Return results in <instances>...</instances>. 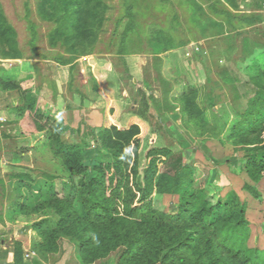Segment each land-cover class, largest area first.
<instances>
[{
	"label": "rangeland",
	"instance_id": "374dc122",
	"mask_svg": "<svg viewBox=\"0 0 264 264\" xmlns=\"http://www.w3.org/2000/svg\"><path fill=\"white\" fill-rule=\"evenodd\" d=\"M41 1L0 0L19 54L0 59V68L21 72L17 78L0 75V80L20 84L15 90L0 89V264H15L17 244L23 264H88L73 236L76 220L89 221L78 200L80 189L73 186L86 182V177L73 173L99 164L90 154L100 148L98 137L104 129L123 130L132 120L144 127L137 140L140 174L152 149H165L167 156L181 154L194 189L205 190L218 212L233 215L235 206L244 204L249 245L264 250V177L252 181L245 171L264 141L239 145L231 132L247 102L236 97L252 88V77L264 80V0H93L103 13L93 47L66 65L55 61L69 55L60 46H50L55 23L40 16ZM56 5L51 6L55 11ZM223 12L234 16L232 26ZM248 16L258 23L239 22ZM214 23L224 24L225 33L217 34ZM29 88L37 93L43 111L59 112L69 125L54 138L60 136L83 150L58 157L48 133L39 135L33 126L26 131L35 134L21 133L16 109L24 105ZM192 88L198 91L196 103L202 112L196 118L189 116L182 101ZM171 161L168 157L159 165L160 173L172 172ZM53 176L65 181L47 195L44 185ZM37 181L41 190L33 184ZM17 187L26 197L27 212L10 209ZM52 194L72 200L76 218L41 236L35 225L59 220V215L53 219V210L41 206ZM176 205L177 199L168 194L157 193L152 199L153 210L160 213L171 214ZM123 251L118 246L90 264H117Z\"/></svg>",
	"mask_w": 264,
	"mask_h": 264
},
{
	"label": "trees",
	"instance_id": "16d2710c",
	"mask_svg": "<svg viewBox=\"0 0 264 264\" xmlns=\"http://www.w3.org/2000/svg\"><path fill=\"white\" fill-rule=\"evenodd\" d=\"M94 1L40 2V16L55 23L49 33L50 46H60L69 55L67 59L56 58V62L62 65L70 64L76 57L84 56L92 49L93 41L97 37V27L103 21L100 4ZM53 4H57V11L51 8ZM223 14L227 16L226 22L232 26L234 16L227 12ZM239 22L246 26L258 23L255 17L251 16L244 17ZM214 24L217 34L225 33L224 24ZM14 37L13 28L0 11V59H14L19 56ZM250 81L253 83L252 88L240 98L236 97L246 99L247 102L231 132L239 145L256 146L264 141V80L259 75L252 77ZM227 82L232 83L233 80L227 79ZM19 85L15 81L0 80L1 90H15ZM197 93L198 91L192 88L182 96L189 116L194 118L200 117L202 113L196 103ZM145 98L149 101L151 96L147 95ZM211 98L208 96V99L213 101ZM23 103L22 107L16 109L22 119L17 125L22 127V134H35L33 131H26L32 126L39 135L48 133L47 140L58 148L55 151L58 157L71 156L75 151L83 150L81 145L64 140L60 136L54 138V135H60L69 125L54 112L43 111L42 107L38 106L35 91L29 88ZM213 105L210 102V106ZM198 129L202 132L201 128ZM143 133L144 127L137 120H132L123 130H118L115 126L104 129L98 137L100 148L90 154L92 159L99 160V164L90 168L81 167L73 173L84 174L86 177V182H82L78 187L74 184L73 186L74 189H80L78 200L80 199L85 208L84 216H88L89 221L76 220L78 230L72 234L79 241V249L85 263L103 259L120 246L124 251L117 264H156L160 259V264H264V250L249 245L250 223L246 218L244 204L239 202L233 215L218 212L216 203L212 204L207 199L205 190L194 189L190 170L182 165L181 154L167 156L169 152L165 149H152L145 155V168L140 174L137 140ZM254 153L255 156L251 155L246 163L245 171L250 180L257 181L264 177V146ZM168 157H173L169 164L172 172L160 173L159 165ZM56 177L48 178L49 181L45 183L47 195L57 188L56 184L60 185L65 181L60 176ZM27 179L28 177H25L21 181L22 186ZM33 184L37 190L42 189L40 181ZM244 188L252 191L254 197H257L252 188ZM14 190L16 198L10 209L20 210L19 213L27 212L23 191L21 192L19 187ZM157 193L168 194L177 199L175 212L165 214L153 210L152 199ZM56 195L52 194L41 206L53 210L55 218H52L56 220V215H59V220L52 224L53 220L50 218L35 225L34 230L41 236L42 231H58L67 225L68 221L76 218L72 200ZM17 246L15 264H23L21 245Z\"/></svg>",
	"mask_w": 264,
	"mask_h": 264
},
{
	"label": "crops",
	"instance_id": "0c3cea01",
	"mask_svg": "<svg viewBox=\"0 0 264 264\" xmlns=\"http://www.w3.org/2000/svg\"><path fill=\"white\" fill-rule=\"evenodd\" d=\"M129 65V66H128ZM126 66H128V67H130V64H128V62H126ZM135 66H140L139 64L137 65V64H135ZM8 67H6V69L5 68H0V75L4 78L5 76V78H8L9 76L10 77H13V78H15L16 76H18L19 75V73H21L20 72V70H19V68L18 69H16V68H10V69H7ZM8 76V77H7ZM17 78V77H16ZM15 104H13V107H15L14 106ZM52 111V110H51ZM57 116H59V117H62V116H60V113L59 112H57V111H55L54 112Z\"/></svg>",
	"mask_w": 264,
	"mask_h": 264
}]
</instances>
